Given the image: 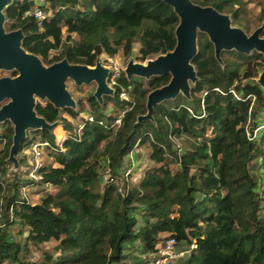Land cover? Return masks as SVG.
<instances>
[{"label":"trees","instance_id":"trees-1","mask_svg":"<svg viewBox=\"0 0 264 264\" xmlns=\"http://www.w3.org/2000/svg\"><path fill=\"white\" fill-rule=\"evenodd\" d=\"M193 1L229 14L248 34L264 25V0ZM9 7L7 30L22 29L29 52L49 48L42 58L48 65L66 58L95 66L107 56L145 62L177 44L180 17L164 0H14ZM36 8L47 13L42 25L28 14ZM221 58L199 32L191 97L157 104L152 120L138 117L147 113L149 92L168 84L171 74L128 79L123 71L114 95L100 102L91 92L78 109L38 101L37 113L58 122V133L29 131L15 171L8 160L14 127L3 122L0 264H124L136 242L149 264L171 238L197 248L167 264H264V130L255 133L264 113V88L255 81L264 55L223 50ZM37 140L51 145L35 181L26 177L30 153L24 151ZM142 146L153 164L132 185L121 171ZM107 168L117 182L103 183ZM50 241L56 244L47 248Z\"/></svg>","mask_w":264,"mask_h":264},{"label":"water","instance_id":"water-1","mask_svg":"<svg viewBox=\"0 0 264 264\" xmlns=\"http://www.w3.org/2000/svg\"><path fill=\"white\" fill-rule=\"evenodd\" d=\"M14 0H0V70H14L15 76L0 77V123L10 121L14 127L13 143L8 160L13 170L19 168L17 152L30 130H54L58 122L50 123L36 111L38 100L48 101L57 108H76L77 102L67 87L69 80L77 86L96 83L94 95L103 102L105 95H114L108 83L111 70L97 59L95 66L73 64L66 58L46 65L42 58L23 47L22 29L7 30L6 13ZM180 17L175 30L177 44L165 54L149 58L146 62L130 59L124 69L128 79L134 76L150 79L171 74L168 84L149 92L147 113L138 120L153 119L155 106L183 94L191 97V84L198 80L192 59L198 51V35L204 32L215 46V55L222 61L223 50H236L250 54L256 50L264 55V25L251 34L233 24L231 16L212 6L193 0H164ZM264 88V68L257 80Z\"/></svg>","mask_w":264,"mask_h":264},{"label":"built area","instance_id":"built-area-1","mask_svg":"<svg viewBox=\"0 0 264 264\" xmlns=\"http://www.w3.org/2000/svg\"><path fill=\"white\" fill-rule=\"evenodd\" d=\"M28 14L34 16V18L37 20L38 25H42V22L47 18V13L39 8H36L32 11H30ZM104 65L110 68L111 73L110 77L108 79V83L111 87H115L118 83V80L124 71V68L122 66V62L119 59L118 56H107L106 60L102 62ZM122 97L128 98L126 93H122ZM192 111L191 109H189ZM90 121H93L94 118L92 115L88 117ZM122 122V118H118L116 120V124L120 125ZM83 125H80L79 128L81 129ZM250 126H247V131L248 135H250L249 131ZM261 126L257 127L255 130H259ZM257 131L255 133H257ZM254 134L252 137L253 138ZM51 145L50 141L48 140H37L34 141L28 149H26L24 152L25 153H30V168L26 174L27 178L33 179L35 181H38V179L41 178L39 175V170L43 166V155L45 153L46 147H49ZM135 152H132L129 155V159L131 161V164L125 168L122 169L121 171V177L123 179H130L134 170L136 169L137 165L136 163V158H135ZM103 181L105 182H117L118 179L117 177L112 173L110 168H107V170L104 172L103 176ZM50 184H45L43 187H49ZM197 248V243L193 242L190 244V247H188L186 250L181 251L178 248V244L175 239L171 238L165 242L162 246L159 247L158 251L156 253H153L150 255V261L149 264H167L173 260H176L186 254H190L193 249Z\"/></svg>","mask_w":264,"mask_h":264},{"label":"rangeland","instance_id":"rangeland-1","mask_svg":"<svg viewBox=\"0 0 264 264\" xmlns=\"http://www.w3.org/2000/svg\"><path fill=\"white\" fill-rule=\"evenodd\" d=\"M38 3H45L46 0H36ZM6 11L8 12V14H11L12 13V10L10 9V7L6 8L5 10V13ZM137 47L136 46V49H135V52H137ZM49 48L45 49L44 51H42L39 56L41 58L45 57V58H48V52H49ZM119 59L121 60L122 62V66L123 68L125 69L128 61L130 59H134L135 61H138L135 59V56H131L127 62L125 63L124 62V59L122 56H118ZM153 58V57H151ZM138 62H141V61H138ZM146 62V61H145ZM45 63V62H44ZM46 65H48L47 63H45ZM262 72V71H261ZM260 72V74H261ZM259 74V76H260ZM15 71L14 70H5V69H2L0 70V77L1 76H15ZM259 78V77H258ZM258 78L255 79V81L258 80ZM67 87L68 89L70 90V92L72 93L74 99L76 100L77 102V106L75 109H78L79 108V105H78V102L80 99H84L85 97H87V95H89L91 92H95L96 90V83L93 82V83H90V84H83V85H80V86H77L72 80H69L68 83H67ZM38 101H41V100H38ZM43 102V101H42ZM45 102V101H44ZM2 104H0V107H1ZM87 106V105H86ZM259 119H257V121H259V125H261V128L258 130V133L263 131L264 130V113H261V115L258 117ZM2 125V123H0V126ZM61 128V127H60ZM1 130V129H0ZM58 129H54V133L57 134ZM32 131V130H30ZM257 130H255L256 132ZM61 133H63V137L65 136L66 132L62 131L61 130ZM136 160H137V167L136 169L134 170L132 176H131V183L132 185L133 184H137L140 179L144 176L145 172L151 167V165L153 164L150 160H149V149L145 146H142L138 149V151L136 152ZM127 161L130 162L127 158ZM127 162V163H128ZM129 164V163H128ZM131 164V163H130ZM14 171V170H13ZM104 183V182H103ZM29 189H33L32 191H36L39 189V187H35V188H32L30 187ZM26 191V190H25ZM35 198H37V195H34ZM11 233H13V230L11 231ZM56 244L55 241H50V242H46L45 246L47 248H50L52 246H54ZM138 243H130L128 245V248L126 249V253L128 254V259L126 261V263L124 264H143V254L141 253V251L139 250V248L137 247ZM178 248L179 250L181 251H184L188 248V246L186 245V243H179L178 244ZM33 253V256L37 259V257L39 256V253L37 252H32ZM187 255V254H186ZM184 255V256H186ZM183 256V257H184Z\"/></svg>","mask_w":264,"mask_h":264},{"label":"crops","instance_id":"crops-1","mask_svg":"<svg viewBox=\"0 0 264 264\" xmlns=\"http://www.w3.org/2000/svg\"><path fill=\"white\" fill-rule=\"evenodd\" d=\"M138 149H139V148H138ZM138 149H137V151H138ZM137 151H134V152H135V153H134V154H135V158H136V152H137ZM127 158H128V160L130 161L129 156H128ZM127 162H128V161L126 160V164H125V166H127ZM135 164L138 165V164H137V160H136V163H135Z\"/></svg>","mask_w":264,"mask_h":264}]
</instances>
